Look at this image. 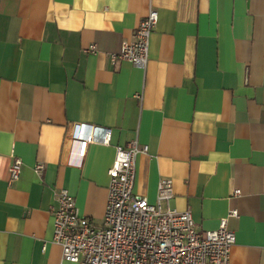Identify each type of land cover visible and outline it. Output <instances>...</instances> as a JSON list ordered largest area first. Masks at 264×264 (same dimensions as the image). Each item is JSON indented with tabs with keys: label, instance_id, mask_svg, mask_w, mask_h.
I'll return each mask as SVG.
<instances>
[{
	"label": "crops",
	"instance_id": "1",
	"mask_svg": "<svg viewBox=\"0 0 264 264\" xmlns=\"http://www.w3.org/2000/svg\"><path fill=\"white\" fill-rule=\"evenodd\" d=\"M150 8L147 66L113 62ZM82 124L110 145L81 158ZM135 139L137 194L155 204L172 179L163 210L202 232L227 218L229 264H264V0H0V264H76L53 242L56 192L101 225L115 147Z\"/></svg>",
	"mask_w": 264,
	"mask_h": 264
},
{
	"label": "built area",
	"instance_id": "2",
	"mask_svg": "<svg viewBox=\"0 0 264 264\" xmlns=\"http://www.w3.org/2000/svg\"><path fill=\"white\" fill-rule=\"evenodd\" d=\"M159 19L150 8L141 19L132 41H123L113 62L128 61L145 68L149 61L150 37ZM88 51L95 52V45ZM72 143L78 144L81 158L92 144L108 146L111 129L94 125H76ZM148 147L137 139L126 146L115 147V157L108 170L110 178L103 223L95 224L80 216L76 201L67 189L56 192L53 242L62 249L64 261L76 264H229L236 234L227 227V218L216 230L200 231L191 211L163 210L161 202L174 195L173 180L158 183L157 202L134 191L137 158ZM22 160L16 158L10 167L11 181L19 178ZM44 163H37L34 172L42 176ZM235 190L234 195H239ZM229 216H237L232 210Z\"/></svg>",
	"mask_w": 264,
	"mask_h": 264
}]
</instances>
